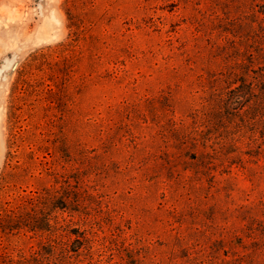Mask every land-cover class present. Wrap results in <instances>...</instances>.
<instances>
[{
	"label": "rangeland",
	"instance_id": "1",
	"mask_svg": "<svg viewBox=\"0 0 264 264\" xmlns=\"http://www.w3.org/2000/svg\"><path fill=\"white\" fill-rule=\"evenodd\" d=\"M260 4L0 0V264H264Z\"/></svg>",
	"mask_w": 264,
	"mask_h": 264
},
{
	"label": "trees",
	"instance_id": "2",
	"mask_svg": "<svg viewBox=\"0 0 264 264\" xmlns=\"http://www.w3.org/2000/svg\"><path fill=\"white\" fill-rule=\"evenodd\" d=\"M207 1H211L214 2V0H207ZM251 1H258V0H251ZM261 6V10H259V13H263L264 14V4H260ZM68 15H70L68 13ZM72 17L70 15V21H72ZM74 38H72V42H69L68 44H63L62 47L60 49H58L57 51H53L54 53H61V52H65L67 49H69L70 46L73 45V43L75 41H77V36L73 35ZM50 54L51 53H37L32 57V61L30 63H27L26 66L23 67V69L20 70L19 72V77L16 80L13 90H14V94L15 91H21L24 90L23 93H26V91H28V88H32V85L30 84V82L28 81L29 79V74L30 71L35 68V69H47L49 71H51V73L53 74H57L58 72H61L62 69H66L69 68L70 65V59L68 58H55L54 60L50 59ZM53 55V54H52ZM264 54L263 52H259L257 55H255V59L257 60H261L262 65H264ZM259 58V59H258ZM264 67V66H263ZM260 78L262 77L261 75L259 76ZM45 85V84H43ZM24 87V89H23ZM54 89H50L51 92H53ZM20 93V92H19ZM20 96V98L18 99V102L21 100V98H23V95L21 96L20 94H18ZM15 101V99L13 100V102ZM12 102V103H13ZM15 112H14V107L12 106V110L10 111V120L12 122V124H14V118H15ZM12 131V130H11ZM11 154V153H10ZM13 156V154H11ZM17 172H14V170L6 173L7 178L9 179H15L18 177ZM4 177V178H5ZM4 178L2 179L3 181L0 182V185L5 186L6 184L4 183ZM7 204L6 202H0V226L2 230H10V229H15L16 226L20 225L19 223H22L20 221L21 215H18L14 210H12L11 208H7ZM53 205L56 208H66V206H60V205H64V202L61 201L60 199L54 197L53 198ZM23 214V213H22ZM29 227L34 230V231H51L53 230V227L51 225V223L49 222V220H45V223L43 226H40L38 224H35L32 222H29ZM49 246H53L51 243L49 244ZM79 250H76V252H78ZM52 252L48 251L47 248L43 247L41 249V251L38 252V254L33 257V258H23V260L17 261V262H13L11 264H45V260L47 261H51L49 260V258L51 257ZM48 264V263H47Z\"/></svg>",
	"mask_w": 264,
	"mask_h": 264
}]
</instances>
